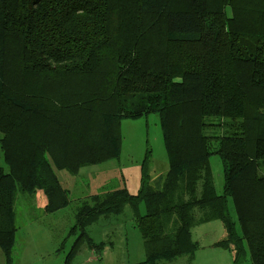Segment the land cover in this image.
Returning a JSON list of instances; mask_svg holds the SVG:
<instances>
[{
    "label": "trees",
    "instance_id": "trees-1",
    "mask_svg": "<svg viewBox=\"0 0 264 264\" xmlns=\"http://www.w3.org/2000/svg\"><path fill=\"white\" fill-rule=\"evenodd\" d=\"M187 52L204 54L203 71L185 70ZM150 114L159 116L166 176L151 184L148 149L138 193L124 186L83 202L65 264L82 244L101 253L105 242L87 227L127 205L144 241L139 264H191L193 226L216 219L226 237L215 245L230 249L233 264L248 255L264 264V0H0L4 264H14L18 193L41 191L46 213L66 208L57 171L119 159L122 121Z\"/></svg>",
    "mask_w": 264,
    "mask_h": 264
},
{
    "label": "rangeland",
    "instance_id": "rangeland-1",
    "mask_svg": "<svg viewBox=\"0 0 264 264\" xmlns=\"http://www.w3.org/2000/svg\"><path fill=\"white\" fill-rule=\"evenodd\" d=\"M184 67L187 71H203L204 54L187 52ZM225 91L230 95L228 87ZM121 130L123 144L119 159L86 165L77 174H71L66 170L57 171L63 187L69 191L72 200L66 208L55 213H46L44 211L46 196L41 191H37L34 195L18 193L16 202L18 232L13 255L14 264H65L66 257L79 233L78 231L71 233L79 207L85 201L93 204V196L104 198L107 191L124 186L130 193H138L141 167L148 149L151 150L149 155L151 184L157 186L166 176L169 161L159 116L150 114L139 119H124ZM210 163L215 191L217 194H222L224 187L222 160L220 156L213 155ZM0 167L8 171L1 149ZM140 208L142 214H145L144 204ZM229 208L237 223V215L231 199ZM196 216H200L198 209ZM213 221L210 224L193 226L192 237L199 241L200 245H209V242L226 237L222 222L219 219ZM237 229L240 232L238 223ZM87 231L96 243L105 242L103 251L98 253L82 244L69 264H139L146 259L143 237L130 205H127L120 214L100 217L87 227ZM0 264H4L2 254ZM160 264H189V261L185 256L173 262L161 261ZM191 264H233V254L228 250L214 251L210 247L202 248L197 251ZM242 264H252L249 255Z\"/></svg>",
    "mask_w": 264,
    "mask_h": 264
},
{
    "label": "crops",
    "instance_id": "crops-1",
    "mask_svg": "<svg viewBox=\"0 0 264 264\" xmlns=\"http://www.w3.org/2000/svg\"><path fill=\"white\" fill-rule=\"evenodd\" d=\"M215 221V220H214ZM213 221V222H214ZM210 223H212V221H210V222H207V223H205V224H210ZM194 239V238H193ZM195 240V239H194ZM223 240V239H222ZM195 241H197V240H195ZM219 241H221V240H214V241H212V242H209V245H200V243H199V241H197L198 242V244H199V248H198V250H200V249H205V248H208V247H210V248H212V249H214V251H226V250H228V251H230V249H225V248H223V247H220V246H217V245H215V243H217V242H219ZM197 250V251H198ZM197 253V252H196ZM217 253V252H216ZM207 256L208 255H210V254H206Z\"/></svg>",
    "mask_w": 264,
    "mask_h": 264
}]
</instances>
